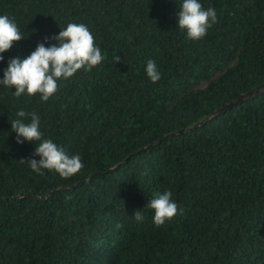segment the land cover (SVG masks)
Instances as JSON below:
<instances>
[{
  "label": "trees",
  "instance_id": "1",
  "mask_svg": "<svg viewBox=\"0 0 264 264\" xmlns=\"http://www.w3.org/2000/svg\"><path fill=\"white\" fill-rule=\"evenodd\" d=\"M200 2L217 20L190 40L181 0H0L24 35L0 53V79L69 22L105 57L47 101L0 85V264H264V89L190 126L264 82V0ZM21 108L80 155L79 173L20 161L40 158L11 130ZM166 189L178 212L156 227L147 205Z\"/></svg>",
  "mask_w": 264,
  "mask_h": 264
},
{
  "label": "clouds",
  "instance_id": "2",
  "mask_svg": "<svg viewBox=\"0 0 264 264\" xmlns=\"http://www.w3.org/2000/svg\"><path fill=\"white\" fill-rule=\"evenodd\" d=\"M177 17V26L186 32L190 40L205 37L217 20L215 10L211 7L205 9L200 0H181ZM23 36L14 18L6 14L0 15V53L9 50L13 42L19 41ZM53 39L58 42V46L45 47L43 43H38L35 50L23 59L19 55L9 59L0 85L8 89L14 87L12 94L17 98L39 94L41 101H47L58 91V81L71 79L78 70H89L105 59L95 37L83 23L69 22ZM2 59L3 56H0V60ZM119 59L118 56L115 57V61ZM144 71L153 83L161 79V74L151 59L146 62ZM15 116L10 124L11 130L16 133V142H36L33 156H39V160H20L27 163L33 172L44 175L42 170H54L61 177L69 178L84 168L79 154L69 156L51 138H44L40 130V116L35 110L27 112L21 108ZM147 206L153 212L152 222L156 227L162 226L178 212L172 192L167 189L155 193ZM132 217L137 222H142L145 218L140 210L135 211Z\"/></svg>",
  "mask_w": 264,
  "mask_h": 264
},
{
  "label": "water",
  "instance_id": "3",
  "mask_svg": "<svg viewBox=\"0 0 264 264\" xmlns=\"http://www.w3.org/2000/svg\"><path fill=\"white\" fill-rule=\"evenodd\" d=\"M264 89V82L261 83L259 86H255L253 88L248 89L245 92H242L240 94H238L236 97H234L233 99H230L229 101L223 103L222 105H220L219 107L215 108L214 110H212L208 115H205L204 117H202L201 119L195 121L194 123H192L190 126H192L195 123H199L204 119L209 118L210 116L215 115L216 113H219L220 111H222L223 109H225L226 107H229L231 104L235 103V102H239L241 101L245 96L247 95H251V94H255L257 92H259L260 90ZM189 126H187L186 128H188ZM185 129L184 128H180L179 130ZM76 182H80L79 180ZM50 192V191H49Z\"/></svg>",
  "mask_w": 264,
  "mask_h": 264
}]
</instances>
